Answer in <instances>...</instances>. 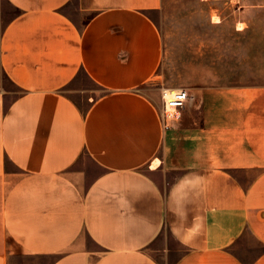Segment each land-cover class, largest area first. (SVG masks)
I'll list each match as a JSON object with an SVG mask.
<instances>
[{
	"label": "crops",
	"instance_id": "1",
	"mask_svg": "<svg viewBox=\"0 0 264 264\" xmlns=\"http://www.w3.org/2000/svg\"><path fill=\"white\" fill-rule=\"evenodd\" d=\"M162 6L0 0V264H264V86L165 117Z\"/></svg>",
	"mask_w": 264,
	"mask_h": 264
},
{
	"label": "rangeland",
	"instance_id": "2",
	"mask_svg": "<svg viewBox=\"0 0 264 264\" xmlns=\"http://www.w3.org/2000/svg\"><path fill=\"white\" fill-rule=\"evenodd\" d=\"M150 17L159 28L164 50L153 92L155 88L163 95L164 90L200 86H264V0H163L162 8ZM3 84L13 96L19 93L5 76ZM67 90L74 91L71 95L85 108L88 96L104 92L82 71ZM90 167L99 171L92 163ZM54 260L15 252L10 264Z\"/></svg>",
	"mask_w": 264,
	"mask_h": 264
},
{
	"label": "built area",
	"instance_id": "3",
	"mask_svg": "<svg viewBox=\"0 0 264 264\" xmlns=\"http://www.w3.org/2000/svg\"><path fill=\"white\" fill-rule=\"evenodd\" d=\"M162 98L165 106V117L168 118L174 116L170 115V109H174V111L176 112L177 110L185 107L190 98V94L185 88L175 89L171 91L164 90Z\"/></svg>",
	"mask_w": 264,
	"mask_h": 264
},
{
	"label": "bare ground",
	"instance_id": "4",
	"mask_svg": "<svg viewBox=\"0 0 264 264\" xmlns=\"http://www.w3.org/2000/svg\"><path fill=\"white\" fill-rule=\"evenodd\" d=\"M167 93H169V92H167ZM169 112H173L174 113V109H170Z\"/></svg>",
	"mask_w": 264,
	"mask_h": 264
}]
</instances>
